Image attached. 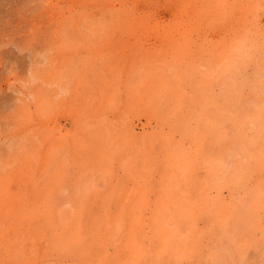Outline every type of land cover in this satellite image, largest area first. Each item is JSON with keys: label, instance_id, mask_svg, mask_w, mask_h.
Segmentation results:
<instances>
[{"label": "rangeland", "instance_id": "obj_1", "mask_svg": "<svg viewBox=\"0 0 264 264\" xmlns=\"http://www.w3.org/2000/svg\"><path fill=\"white\" fill-rule=\"evenodd\" d=\"M0 264H264V0H0Z\"/></svg>", "mask_w": 264, "mask_h": 264}, {"label": "clouds", "instance_id": "obj_2", "mask_svg": "<svg viewBox=\"0 0 264 264\" xmlns=\"http://www.w3.org/2000/svg\"><path fill=\"white\" fill-rule=\"evenodd\" d=\"M70 94V89H65L63 90L62 94L60 97H57L58 99L60 98H65L66 96H68Z\"/></svg>", "mask_w": 264, "mask_h": 264}]
</instances>
